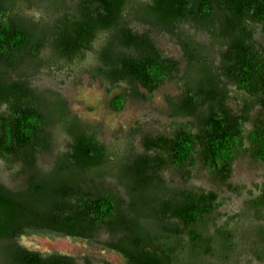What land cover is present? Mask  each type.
<instances>
[{"label": "trees", "instance_id": "1", "mask_svg": "<svg viewBox=\"0 0 264 264\" xmlns=\"http://www.w3.org/2000/svg\"><path fill=\"white\" fill-rule=\"evenodd\" d=\"M167 2L0 0V160L12 182L0 179V264H98L28 249L18 238L29 233L94 243L126 264L264 258L256 255L263 230L240 222L245 215L223 214L219 194L236 190L229 179L239 156L264 158V0H194L192 12ZM153 34L167 35L182 55L165 54ZM65 67L103 84L113 111L175 83L166 131L131 127L113 167L116 144L58 91L32 84L43 70ZM54 127L68 136L57 151ZM200 174L210 187L192 183Z\"/></svg>", "mask_w": 264, "mask_h": 264}, {"label": "rangeland", "instance_id": "2", "mask_svg": "<svg viewBox=\"0 0 264 264\" xmlns=\"http://www.w3.org/2000/svg\"><path fill=\"white\" fill-rule=\"evenodd\" d=\"M136 5L137 4H134L133 6ZM39 12L40 11L35 8L31 10V13L37 16H39ZM132 24L135 28H139L137 23L132 22ZM152 36L157 46L161 48L164 53L178 56L179 49L166 35L153 34ZM201 36V38L205 37L204 35ZM103 39L104 38L100 36L95 46ZM256 39L261 40L263 37L256 33ZM94 48L95 50L89 51L84 59L83 65L85 67L94 64L96 47ZM183 64H185V61H183ZM185 68L188 70L187 67ZM77 69L76 67L74 68L75 74L72 75H68L66 67L61 71L53 70V72H47L43 70L32 79V84L40 90L50 89L58 91L68 100L73 114L77 115L84 123L97 127L102 140L116 144V153L112 156V161L114 162L113 167H115L117 159L125 152L123 146L124 137L131 127L141 125L151 131H166V123L169 121L166 99L178 93L175 83L165 82L154 92L150 100H130L126 103L123 110L113 111L107 106L108 97L103 84L92 79L86 73H78ZM53 130L56 132L57 136L56 148L54 151H57L58 148H65L68 136L66 133H60L55 127ZM244 163L245 162L238 161L235 164L230 181L232 183L242 182L247 186H251L254 180H260V174L262 172L259 169L248 167ZM43 164H47V162L45 161ZM10 176L9 170L5 168L3 162L0 160V179L11 185ZM192 183L205 188L210 187V181L203 174L194 177ZM219 194L222 199L220 209L223 214L229 213L232 215L240 213V215H245L241 216L245 219H242L240 222H244L249 228H255L257 225L255 218L243 212L244 202L242 196L230 195L224 187L219 189ZM238 219L239 217L234 220L237 221ZM107 236V233L102 231L100 232L99 238L106 239ZM18 242L28 249L42 253H67L74 255L79 260L84 256H90L98 264L103 260H107L111 264H126L123 258L116 252L103 249L100 245L94 243H88L80 239H73L66 236L29 233L20 236ZM243 257L249 259L250 256ZM250 264L259 263L253 260Z\"/></svg>", "mask_w": 264, "mask_h": 264}, {"label": "flooded vegetation", "instance_id": "3", "mask_svg": "<svg viewBox=\"0 0 264 264\" xmlns=\"http://www.w3.org/2000/svg\"><path fill=\"white\" fill-rule=\"evenodd\" d=\"M164 8H176V9H191V12L194 11L197 7L196 4L194 3V0H191L188 3H185L183 0H180V3L178 2V0H169V2H167L166 4L163 5ZM179 25H181V28L183 30H186L188 32V34L191 35V33H193V29L191 28V26L188 23H180ZM204 34H198V35H194L195 39L197 38V40L199 41H206L208 39V36L204 35V38H201ZM167 36V35H166ZM167 38H169L167 36ZM194 38V37H193ZM256 38V35H255ZM171 40V38H169ZM172 41V40H171ZM175 44V43H174ZM176 45V44H175ZM177 48L179 49V46L176 45ZM257 46V44H256ZM166 54V53H165ZM168 55V54H167ZM182 54L179 50V54L178 56H173V57H180ZM172 56V55H169ZM246 133H248L247 131H245ZM238 161H242L245 162L244 164L247 165L248 167L254 168V169H259L262 173L260 174V180H254L251 183V186H247L242 182H237V183H232L229 179V182L232 183V186H234V188H236V190L234 189V191H228L230 193V195H236V196H242L243 197V212L244 213H248L250 216H252L253 218H255V221L257 222L256 226H255V231L256 233L260 232L261 230H263V238H264V158H255V156L248 154H243L241 156H239L235 161L233 166H235V164ZM231 178V177H230ZM237 191V192H235ZM240 212V211H239ZM261 250L259 253H257V256L262 255L264 252V245L260 246ZM263 250V251H262ZM255 261H257L259 264H264V258H259L257 259L256 257L254 258Z\"/></svg>", "mask_w": 264, "mask_h": 264}]
</instances>
